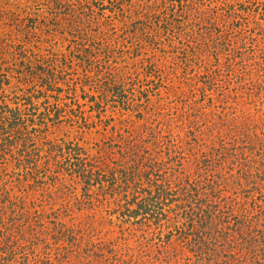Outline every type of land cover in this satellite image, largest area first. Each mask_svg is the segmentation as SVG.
Listing matches in <instances>:
<instances>
[{
    "label": "rangeland",
    "instance_id": "rangeland-1",
    "mask_svg": "<svg viewBox=\"0 0 264 264\" xmlns=\"http://www.w3.org/2000/svg\"><path fill=\"white\" fill-rule=\"evenodd\" d=\"M0 264H264V0H0Z\"/></svg>",
    "mask_w": 264,
    "mask_h": 264
}]
</instances>
